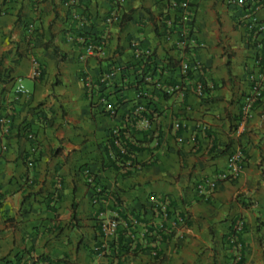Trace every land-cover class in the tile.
Returning a JSON list of instances; mask_svg holds the SVG:
<instances>
[{"label": "crops", "instance_id": "obj_1", "mask_svg": "<svg viewBox=\"0 0 264 264\" xmlns=\"http://www.w3.org/2000/svg\"><path fill=\"white\" fill-rule=\"evenodd\" d=\"M68 1L0 0V264H264V0Z\"/></svg>", "mask_w": 264, "mask_h": 264}, {"label": "built area", "instance_id": "obj_2", "mask_svg": "<svg viewBox=\"0 0 264 264\" xmlns=\"http://www.w3.org/2000/svg\"><path fill=\"white\" fill-rule=\"evenodd\" d=\"M116 4L119 3V0H113ZM76 0H69L66 5H74ZM253 2V0H241V3H246L250 4ZM175 4L179 5L180 8H182L184 11H188L191 13L193 11L190 3L187 0H180L179 2L175 1ZM254 9L248 5V9L245 15V18L248 20L252 19V14H253ZM253 20V19H252ZM249 28H253V24H249ZM91 49V46H89V50ZM136 52L139 53V50H136ZM182 71L185 73L188 70V65L186 63H183L180 65ZM255 69H252L249 72L248 79L251 83V89H252V96L249 97L245 103L243 104L242 107V116L244 119H247L251 116V110L254 102L256 99L260 98L262 95V91L264 88V42L257 43V58H256V65L254 66ZM18 91L22 92L23 91V85L19 84L18 86ZM193 92L199 96L203 97L207 95V91L204 87V84L202 82H197L194 87H193ZM108 111L113 115L114 111L112 110L111 107H108ZM175 127H179V123L175 124ZM113 135L115 137V144L119 147L120 154L125 157L129 155V151L125 144H123V141L121 140V134L119 133V130L115 129L113 131ZM26 137L30 140H35V134L33 131H28L26 133ZM130 157V156H129ZM244 162V155L242 151L240 150H234L227 159V173H226V178L231 180L235 177H237L241 170H242V165ZM30 166H32V163H29ZM225 178V179H226ZM159 217V222L157 224V227L161 229L162 231H165V233L170 234L171 231H169L168 227L165 225L166 223V215L164 214L163 210L157 215ZM181 224V228L183 230H186V224L184 219L179 218L178 220ZM118 225L117 220H111L108 222V224L105 227L106 231V236L108 237H114L116 233V228ZM241 223L240 221L235 224L234 231L230 232L229 235L227 236V243L231 251L235 254V258L228 261L227 264H234L235 259L240 256L241 251L243 250V242L237 235V231L240 229ZM93 252L95 255L98 257H104L106 256L108 252V245L107 243H101L93 248ZM36 264H41V263H36Z\"/></svg>", "mask_w": 264, "mask_h": 264}, {"label": "trees", "instance_id": "obj_3", "mask_svg": "<svg viewBox=\"0 0 264 264\" xmlns=\"http://www.w3.org/2000/svg\"><path fill=\"white\" fill-rule=\"evenodd\" d=\"M56 52H57V50H55ZM157 264H159V263H157Z\"/></svg>", "mask_w": 264, "mask_h": 264}]
</instances>
